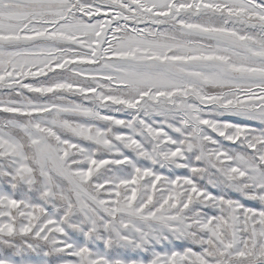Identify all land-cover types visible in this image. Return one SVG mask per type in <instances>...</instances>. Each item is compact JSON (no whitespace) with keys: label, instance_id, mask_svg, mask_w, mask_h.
<instances>
[{"label":"snow or ice","instance_id":"snow-or-ice-1","mask_svg":"<svg viewBox=\"0 0 264 264\" xmlns=\"http://www.w3.org/2000/svg\"><path fill=\"white\" fill-rule=\"evenodd\" d=\"M0 264H264V0H0Z\"/></svg>","mask_w":264,"mask_h":264}]
</instances>
